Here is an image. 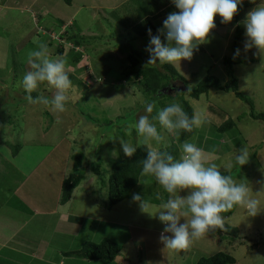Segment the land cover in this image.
<instances>
[{
  "label": "rangeland",
  "instance_id": "rangeland-1",
  "mask_svg": "<svg viewBox=\"0 0 264 264\" xmlns=\"http://www.w3.org/2000/svg\"><path fill=\"white\" fill-rule=\"evenodd\" d=\"M163 1L169 0H0V7L6 4L14 7V11L3 9L0 16V104L11 105L8 111L15 118V126H12L18 132L16 137L10 136L6 125L1 127L0 124V209L5 202H12L16 207L24 202L28 209L24 214H32V217L22 232L41 238L37 242L36 259L22 255L23 250L13 254L6 247L0 250V261L10 264H197L203 257L224 251L236 258V264H264V211L248 216L245 209L236 207L225 214L230 217L226 226L237 227L241 234H246L245 241L239 243L240 249L227 242L237 244L236 239L211 232L196 241L190 250L177 252L167 249L160 239L165 225L155 215L169 194L153 177L141 176L128 198L113 206L110 204L112 164L126 157L120 139L142 146L141 138L131 127L139 116H155L159 108L171 103L181 105L185 100L194 113L206 121L194 128L192 136L186 140L204 149L206 163H215L222 174H229L226 168L230 165L233 178L237 182L247 180L253 196L264 207V119L251 115L252 111L264 114V52L251 45L244 25L247 14L264 0H242L257 5L241 7L240 4L238 22L233 19L231 23H224L217 15L209 42L199 45L192 59L177 62L174 67L179 76L174 75V80H169L180 82V88L191 89L210 75L218 77L224 87L232 80L239 91L251 99L254 109L231 90L213 88L195 99L184 89L170 91L174 87H167V96L154 100L156 109L149 114L144 102L153 100L143 92V80L138 72L162 64L157 61L147 65L150 36L137 34L147 26L141 24L140 28L133 29L132 23L151 18L159 29L158 36L167 46L164 21L179 9L170 3L173 9L169 13L166 7L159 17L152 19ZM8 15H13L14 19ZM238 26L243 32L237 43L241 62L233 64L231 71L224 59L236 60L232 44ZM67 27L84 35L82 42L87 49L61 38ZM39 42L47 43L52 56L63 57L69 71H77V77L86 81L82 89V85L73 89L77 96H71L73 103L69 104L72 106L68 104L63 113L29 104L25 98L28 93L22 79L30 70L27 53L36 49ZM246 45L251 46L246 48ZM61 46L63 53L59 52ZM72 49L85 53L76 65L72 63L74 58L69 57ZM132 52L138 59L136 66L129 58ZM232 72L233 77L229 76ZM54 91L47 82H42L32 95L43 93L51 97ZM229 120L234 122L233 128L217 141L215 128ZM157 127L165 138L160 147L171 151L178 159L184 141L180 142L161 128L158 121ZM228 135L229 140H226ZM210 136L216 139V146L212 140L203 141L200 146V140ZM5 141L13 145L22 143L24 147L14 157L13 146H5ZM244 145L250 157L240 166L235 156ZM221 148L230 152L218 155ZM97 164L101 165L98 172ZM78 171L84 175L81 183L73 190L71 200L63 203V182ZM258 192L261 193L256 196ZM135 194L153 205L147 209L149 213L142 210L139 201L133 200ZM187 194V191L181 192L182 196ZM10 233L0 231L1 236ZM164 234L171 236V233ZM16 237L14 242H17ZM105 239L122 247L115 260L92 261L79 256L87 242L98 244ZM45 255L50 263L44 262Z\"/></svg>",
  "mask_w": 264,
  "mask_h": 264
},
{
  "label": "clouds",
  "instance_id": "clouds-1",
  "mask_svg": "<svg viewBox=\"0 0 264 264\" xmlns=\"http://www.w3.org/2000/svg\"><path fill=\"white\" fill-rule=\"evenodd\" d=\"M173 2L179 11L170 13L164 21L168 45L162 42L160 36L152 35L151 29L148 30L150 45L147 51L150 58L147 65L158 61L159 64L175 66L177 62L192 59L194 50L209 42V37L216 28V16L219 15L224 23H231L239 12L242 0ZM244 25L251 45L264 52V3L247 14ZM251 45H246V48ZM27 63L30 70L22 79V86L28 93L25 97L27 102L63 113L71 100L73 89L67 61L61 56H52L47 43L39 42L36 49L28 51ZM42 82H47L55 89L51 97L43 93L33 97L32 93ZM144 106L145 111L151 114L156 109V102H144ZM157 121L161 128L177 138L181 131L191 133L206 121L197 113L190 117L179 103H171L159 108L155 116H139L135 124L131 125L147 152L146 158L140 161V175L153 177L169 194L167 201L159 205V211L155 215L165 225L160 239L167 249L186 252L206 234L217 229L227 231L226 225H229L227 221L230 217L225 214L236 207L245 209L248 216H256L264 211L261 201L253 196L249 182L244 179L237 182L231 175L230 165L226 168L229 174L224 175L215 163H206L204 149L196 143L185 140L180 146L178 159L160 147L165 138L158 130ZM120 143L126 156L132 157L136 153L137 146L130 141L120 139ZM249 157L248 147L244 145L235 156V161L243 166ZM182 191H187L188 194L182 196ZM260 193H256V196ZM133 200L139 201L145 212L153 206L139 194H135ZM182 220L185 222L182 223ZM164 233H171V236Z\"/></svg>",
  "mask_w": 264,
  "mask_h": 264
},
{
  "label": "trees",
  "instance_id": "trees-1",
  "mask_svg": "<svg viewBox=\"0 0 264 264\" xmlns=\"http://www.w3.org/2000/svg\"><path fill=\"white\" fill-rule=\"evenodd\" d=\"M259 2V0H257ZM170 3H174L173 0H169V1H163L161 3V7L155 11L154 13H157L156 15H154L152 17V19L159 17V15L166 10V13H169L168 11H171V7H169ZM174 5V4H173ZM257 5L256 3H251V2H242L241 3V7L245 6V7H251ZM172 6V5H171ZM167 7V8H166ZM166 8V9H165ZM175 9V8H174ZM178 12V10H176ZM165 13V14H166ZM151 18H146V19H141L138 23H132L133 24V29H138L140 28L141 24H145L147 27H145L143 32H137L138 36L139 35H145L148 34L149 32L148 30L151 29L152 35H158L159 33V29L156 27V25L153 24V22H151L150 20ZM119 21L121 22V20L119 19ZM234 21L238 22V14L234 17ZM78 31V30H76ZM74 32V29H70V28H66L65 31H63L61 33V38L64 39V41L66 42H73L75 44V46H78V48H80L81 46H83L84 48H86V46L83 44L82 42V38H83V34H81L80 31L78 32ZM242 29H240V27L238 26L236 28V38L234 40V44L232 49L234 52H236L237 54V43L239 42V38L242 35ZM81 36V37H80ZM140 37V36H139ZM87 49V48H86ZM86 51V50H85ZM59 52L63 53L64 52V47H60ZM133 53V52H132ZM83 54H85L84 52L81 51H75V49H72L70 52L69 57L70 58H74V60H72L73 65H76L77 62L82 58ZM135 53L130 54L129 58L132 59L133 62V66H136L138 64V59L135 58L134 56ZM239 55V54H238ZM238 55H236V60H234L233 58H225L224 59V64L228 67V69H230L232 71V67L233 64H239L240 58H238ZM238 59V60H237ZM238 61V62H237ZM77 71H69V76L70 79L72 81V85H73V89L76 87V85L80 86V89L83 88L84 85H86V81L85 79H82L81 77H77L78 75L76 74ZM230 72V71H229ZM174 75L179 76V73L176 71L175 67L172 64H162V65H158V66H152V67H148L142 70H139L138 72V76L139 78H141L143 80V88H144V93L147 95H150V99L151 100H158L159 97L161 98H165V96H167L166 92H162V89L166 88L167 86H169V83H171L169 80L172 78L174 80ZM234 75V73L232 72L231 74H229V76ZM74 78H77V81L74 80ZM231 83H228V87H224L221 84V81L218 77L214 76V75H210L207 76L204 80H202V82H200L195 88L191 89L190 87H188V91H186V93L190 94L193 98L195 99H199L201 97V95L203 94H208V92L210 91V89H218V90H231L235 96H237V98L249 103L252 106V109H254V105L251 101V99H249L246 95H244L242 92L239 91L237 85L235 82H233L232 80H230ZM45 83V82H44ZM72 89L71 92V96H77L76 94L74 95V90ZM79 92L78 90H76V93ZM73 98H71L72 100ZM70 100V102H72ZM69 102V103H70ZM68 103V104H69ZM73 103V102H72ZM70 106H72L71 104H69ZM75 106V105H74ZM181 106L183 107V109L185 110V112H187L189 114V116L191 117L194 113V110L192 108V106L190 105L189 102L183 100ZM11 107V105H10ZM10 107L9 104L8 105H3L1 106L0 104V124L2 125L1 127H4L6 125L7 127V132L8 135L16 137L17 133L15 131L16 127L15 126V118H13V115L10 114ZM142 108H144V106H140ZM80 110V109H79ZM82 112V111H79ZM251 115H253V118L255 119H264V114H255L254 111L251 112ZM13 125V126H12ZM234 125L233 121H225L223 122L221 125H219L218 127H216V133L217 135L214 136L217 141L219 139H222V137L224 136L225 133H229L230 130L233 128L232 126ZM5 127V128H6ZM3 129L4 131L6 129ZM19 130V127H18ZM194 132V130H193ZM193 132L189 133V132H185V131H181L180 135H179V141L183 142L186 139L190 138L193 134ZM213 137H209L204 140H200L201 141V145L203 144V141L209 142V140H212L213 145L216 146V139ZM229 140V135L226 137V140ZM211 142V143H212ZM4 143V142H3ZM2 144V143H1ZM5 146H13L12 151H13V156H17L18 153L20 152L21 148L24 147V144L22 145V143L17 144V145H13L11 141H5ZM230 152L228 149H224L221 148L218 152V155L221 154V156H224L225 153L223 152ZM169 153L171 151H168ZM174 156V154H172ZM147 156V152H146V148L144 145L142 146H138L137 147V151L136 153L132 156V157H124L116 162H114L112 164V168H111V175H110V179H109V201L111 206L115 205L116 203L125 200L126 198H128L130 196V193L132 192V190L139 184V181L141 179V170H142V165L140 164V161L145 159ZM100 164H97L95 166L96 171L98 172L100 170ZM83 173H79L75 172L73 174H71L67 179L64 180L63 185H62V189H63V199L62 202L63 203H67L68 201L71 200L72 197V192L73 190L81 183V180L83 178ZM12 198V196H11ZM12 203V202H10ZM5 204V203H4ZM3 205V204H2ZM13 205V204H11ZM16 209H22V210H28L27 206L24 205H19V207L13 206ZM228 228L227 231H221L219 229H217L216 231L212 232L214 234H217L221 237H230L233 240H237V244L227 240L228 243H232L234 244V246H238V248L240 249L241 246L239 243L245 241L246 238V234H241L240 233V229H238L237 227H230V226H226ZM261 234H259L258 236H260ZM122 247L117 244L114 243L112 241H110L109 239H105L102 241V243H94V242H87L83 248V250H81L79 252V256L82 258H87L89 260L92 261H96V260H100V259H107V260H115V258L118 256V254L120 253ZM238 249V250H239ZM237 260L236 258L228 253V252H224V251H220L217 254L210 256V257H203L201 259H199L197 261V264H236ZM0 264H10L7 262H2L0 261Z\"/></svg>",
  "mask_w": 264,
  "mask_h": 264
},
{
  "label": "crops",
  "instance_id": "crops-1",
  "mask_svg": "<svg viewBox=\"0 0 264 264\" xmlns=\"http://www.w3.org/2000/svg\"><path fill=\"white\" fill-rule=\"evenodd\" d=\"M3 9H13L14 7L8 6V4L4 5V7H0V16L4 13ZM16 15V13L14 14ZM13 15H8V17H12ZM14 17L11 18L13 20ZM1 31V26H0ZM24 203V202H23ZM11 209H16L11 205L10 202H5L3 207L0 209V231L7 230L11 232L7 236L0 235V250L9 248L10 252L19 253V250H23L22 255L28 257L32 256L33 258H37V242L41 239L36 235H32V233H24L23 227L29 223L31 220L32 214L29 216L25 215L24 212L26 210L18 209V211H10ZM24 215V217H22ZM19 216V218H17ZM17 236V237H16ZM16 237L17 242H14ZM49 245V243H48ZM10 246V247H8ZM47 249V248H46ZM48 250V249H47ZM48 255H45L44 262L50 263Z\"/></svg>",
  "mask_w": 264,
  "mask_h": 264
},
{
  "label": "flooded vegetation",
  "instance_id": "flooded-vegetation-1",
  "mask_svg": "<svg viewBox=\"0 0 264 264\" xmlns=\"http://www.w3.org/2000/svg\"><path fill=\"white\" fill-rule=\"evenodd\" d=\"M179 84H180V82H175V81L170 83V85L174 87L173 90H177L178 88H180Z\"/></svg>",
  "mask_w": 264,
  "mask_h": 264
},
{
  "label": "water",
  "instance_id": "water-1",
  "mask_svg": "<svg viewBox=\"0 0 264 264\" xmlns=\"http://www.w3.org/2000/svg\"><path fill=\"white\" fill-rule=\"evenodd\" d=\"M167 87H173V86L169 85V86H167ZM167 87L164 88V89H162V92H166V91H167ZM181 89H184L185 91H188L189 88L185 86L184 88H180V90H181ZM172 90H173V89H171L170 91H172ZM170 91H169V92H170Z\"/></svg>",
  "mask_w": 264,
  "mask_h": 264
}]
</instances>
